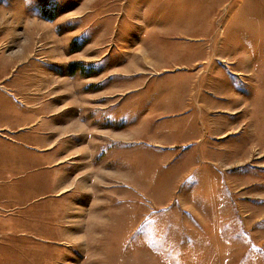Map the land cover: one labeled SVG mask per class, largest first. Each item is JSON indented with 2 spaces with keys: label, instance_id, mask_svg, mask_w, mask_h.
Segmentation results:
<instances>
[{
  "label": "rangeland",
  "instance_id": "1",
  "mask_svg": "<svg viewBox=\"0 0 264 264\" xmlns=\"http://www.w3.org/2000/svg\"><path fill=\"white\" fill-rule=\"evenodd\" d=\"M122 1L0 0V264H264V0Z\"/></svg>",
  "mask_w": 264,
  "mask_h": 264
},
{
  "label": "crops",
  "instance_id": "2",
  "mask_svg": "<svg viewBox=\"0 0 264 264\" xmlns=\"http://www.w3.org/2000/svg\"><path fill=\"white\" fill-rule=\"evenodd\" d=\"M123 4L125 1H122ZM127 3H130L132 7L136 8L138 6L137 4L133 3L132 0H127ZM126 8H124L125 10ZM126 11V10H125ZM138 20V19H136ZM123 23H125V20H122ZM93 36V35H92ZM95 39L99 40L98 37L93 36L92 44L95 43ZM98 49H96L97 51ZM207 51L205 48L202 50V56L201 62L203 64L204 71H209L214 66H217V63L212 62L209 58L206 57V54L204 53ZM103 54V51H102ZM197 59H195L196 62ZM147 64V63H146ZM195 64V65H196ZM150 65V64H148ZM183 66V64H178V62L175 64V67ZM171 67V63L169 62L167 66L164 69H168ZM156 69V68H155ZM157 70V69H156ZM189 75L193 78L192 82L189 81L185 84V82L177 84L176 87H171L167 85L165 82H159L154 83L152 85H149V87H146V89L143 92V95L145 97V100L140 99L139 107L145 106V104H148L149 112L147 115L144 113V117H147L148 120L152 119H160L158 121H161L160 129L165 128L166 123L164 121L170 120V119H177L178 114L182 112H189L194 113V111L197 109L201 113L204 114L203 109H206L207 111L211 112H217L221 113L223 111L228 110V114L236 111L235 107H221L218 103L220 102L222 105L225 104V98L226 97H236L240 95L238 91H236L233 87L228 86V89L225 90V87L218 88L217 91H211V92H202L199 91L197 94L194 93V95L197 96L196 103H191L189 98V95L191 93V89H193L194 81L196 78H199L200 73L191 71ZM193 91V90H192ZM221 97V98H219ZM237 128L230 127L226 130H222L220 133L217 134V137L220 139H224L226 137L235 135L237 133ZM164 136V135H163ZM172 136V135H166ZM183 135L173 136L174 142L173 143H179L178 140ZM176 145V144H174Z\"/></svg>",
  "mask_w": 264,
  "mask_h": 264
}]
</instances>
